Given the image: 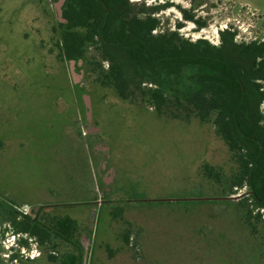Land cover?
<instances>
[{
	"label": "rangeland",
	"instance_id": "rangeland-1",
	"mask_svg": "<svg viewBox=\"0 0 264 264\" xmlns=\"http://www.w3.org/2000/svg\"><path fill=\"white\" fill-rule=\"evenodd\" d=\"M130 1L161 7L158 31L180 24L192 41L216 45L222 30L264 41V0ZM57 4L0 0V264H66L71 255L75 264H264V218L248 187L201 174L204 163L220 182L236 170L214 127L120 99L86 77L83 61L74 82ZM9 209L18 219L70 217V241L16 234Z\"/></svg>",
	"mask_w": 264,
	"mask_h": 264
},
{
	"label": "trees",
	"instance_id": "trees-1",
	"mask_svg": "<svg viewBox=\"0 0 264 264\" xmlns=\"http://www.w3.org/2000/svg\"><path fill=\"white\" fill-rule=\"evenodd\" d=\"M160 8L130 0H64L60 54L83 61L86 77L122 100L148 105L158 116L185 120L193 115L210 123L232 153L236 170L220 182L215 168L204 163L202 176L223 188L247 186L256 219L264 218V41L237 42L229 30L219 32L216 45L205 38L192 41L179 33L180 24L158 31ZM7 214L16 234H29L40 244L53 236L70 241L74 230L67 216L18 219L13 209ZM76 258L71 255L66 264Z\"/></svg>",
	"mask_w": 264,
	"mask_h": 264
},
{
	"label": "water",
	"instance_id": "water-1",
	"mask_svg": "<svg viewBox=\"0 0 264 264\" xmlns=\"http://www.w3.org/2000/svg\"><path fill=\"white\" fill-rule=\"evenodd\" d=\"M64 0H58V4H57V11H58V15L60 16L59 20L60 21H64V19L61 18V11L59 9V5L63 2ZM73 65H74V61L73 60H70V68H71V72H72V69H73ZM72 77H73V81L76 82L78 80V77L72 72ZM83 98V102H84V105L87 109L86 111V115H87V118H90V115H91V105H90V100H89V96L84 94L82 96ZM94 214V212H92V215Z\"/></svg>",
	"mask_w": 264,
	"mask_h": 264
},
{
	"label": "flooded vegetation",
	"instance_id": "flooded-vegetation-1",
	"mask_svg": "<svg viewBox=\"0 0 264 264\" xmlns=\"http://www.w3.org/2000/svg\"><path fill=\"white\" fill-rule=\"evenodd\" d=\"M40 210H41V209H38V211H37V215L39 214Z\"/></svg>",
	"mask_w": 264,
	"mask_h": 264
},
{
	"label": "built area",
	"instance_id": "built-area-1",
	"mask_svg": "<svg viewBox=\"0 0 264 264\" xmlns=\"http://www.w3.org/2000/svg\"><path fill=\"white\" fill-rule=\"evenodd\" d=\"M26 211H27V209H25V210H24L23 214H25V213H26Z\"/></svg>",
	"mask_w": 264,
	"mask_h": 264
}]
</instances>
